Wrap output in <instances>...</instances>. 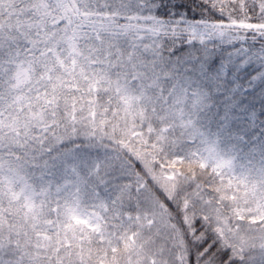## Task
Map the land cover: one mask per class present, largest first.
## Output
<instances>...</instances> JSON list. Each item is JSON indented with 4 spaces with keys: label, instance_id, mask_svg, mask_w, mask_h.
I'll use <instances>...</instances> for the list:
<instances>
[{
    "label": "snow or ice",
    "instance_id": "snow-or-ice-1",
    "mask_svg": "<svg viewBox=\"0 0 264 264\" xmlns=\"http://www.w3.org/2000/svg\"><path fill=\"white\" fill-rule=\"evenodd\" d=\"M0 264H264V0H0Z\"/></svg>",
    "mask_w": 264,
    "mask_h": 264
}]
</instances>
